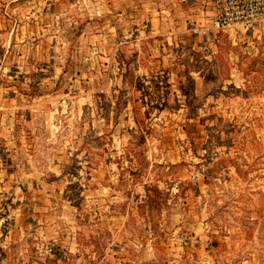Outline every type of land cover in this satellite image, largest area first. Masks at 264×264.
I'll return each instance as SVG.
<instances>
[{
  "label": "rangeland",
  "instance_id": "rangeland-1",
  "mask_svg": "<svg viewBox=\"0 0 264 264\" xmlns=\"http://www.w3.org/2000/svg\"><path fill=\"white\" fill-rule=\"evenodd\" d=\"M119 2L0 0V264H264V37Z\"/></svg>",
  "mask_w": 264,
  "mask_h": 264
},
{
  "label": "crops",
  "instance_id": "crops-1",
  "mask_svg": "<svg viewBox=\"0 0 264 264\" xmlns=\"http://www.w3.org/2000/svg\"><path fill=\"white\" fill-rule=\"evenodd\" d=\"M118 4L121 17H136L138 24L145 23L152 31L170 36V39L174 38L177 28H190L204 34L216 32L212 26L216 15L215 0H120ZM252 33L255 37H264V23ZM5 164L0 159V195L8 187L6 173L9 167ZM4 231L0 228V238L12 232ZM0 247L6 248V242H0Z\"/></svg>",
  "mask_w": 264,
  "mask_h": 264
},
{
  "label": "built area",
  "instance_id": "built-area-1",
  "mask_svg": "<svg viewBox=\"0 0 264 264\" xmlns=\"http://www.w3.org/2000/svg\"><path fill=\"white\" fill-rule=\"evenodd\" d=\"M215 31L252 32L264 23V0H215Z\"/></svg>",
  "mask_w": 264,
  "mask_h": 264
}]
</instances>
